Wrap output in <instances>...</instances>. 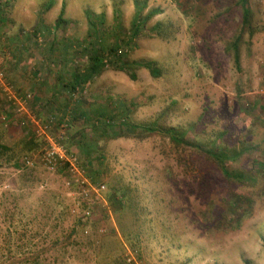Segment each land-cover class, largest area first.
Returning <instances> with one entry per match:
<instances>
[{
    "label": "rangeland",
    "instance_id": "obj_1",
    "mask_svg": "<svg viewBox=\"0 0 264 264\" xmlns=\"http://www.w3.org/2000/svg\"><path fill=\"white\" fill-rule=\"evenodd\" d=\"M50 1L10 0V11L0 20V69L24 107L19 110L21 105L0 91L2 142L21 152L10 163L0 159V242L11 219L27 227V236L17 230L13 238L14 249L22 243L29 251L17 260L264 264V172L258 168V161L264 162V0H249L258 30L251 39L244 35L239 66L228 46L241 30L239 0H53L46 9ZM136 1L146 3L143 16L153 8L161 12L128 45L120 38L131 32ZM62 6L71 22L57 29ZM86 10L105 14V40L115 39L125 58L158 61L163 73L154 77L145 67H109L71 96L61 87L56 102H46L45 94L47 99L63 82L65 51L78 50L73 67L87 63L83 49L93 37ZM159 21L165 24L163 36L155 29ZM28 82L32 89H26ZM40 84L46 91H38ZM102 111L116 118L118 129L123 118L151 127L177 126L189 143L233 147L240 155L227 166L253 171L258 183L230 181L203 148L177 144L158 129L115 136L116 127L104 129L97 122ZM50 117V128L38 136ZM23 120L45 141L42 148L27 153L19 144ZM57 137L78 155L91 186L81 188L65 167L51 169L43 162V147ZM83 143L93 145L89 157ZM26 168L33 169L28 178Z\"/></svg>",
    "mask_w": 264,
    "mask_h": 264
},
{
    "label": "trees",
    "instance_id": "obj_2",
    "mask_svg": "<svg viewBox=\"0 0 264 264\" xmlns=\"http://www.w3.org/2000/svg\"><path fill=\"white\" fill-rule=\"evenodd\" d=\"M137 2V9L132 21V29L130 34L124 35L123 38H120L122 43H126L128 45H131L133 41L141 35L143 29H145L146 21L150 19L151 17L155 16L156 14H159L161 12L160 8H153L151 9L145 16L142 15L143 8L146 6V3L143 5H139ZM9 3L10 0H0V20H2L4 14L6 12H9ZM239 3L242 8V24H241V30L238 35L234 37L232 41L229 42L228 46L229 49L233 51L235 63L237 66L240 64V48L241 45L244 43V35L248 34L249 39L255 35L258 28L253 25L252 22V9L249 5V0H239ZM53 5V0H51L48 5L46 6V9L50 8ZM86 15L88 17V22L90 24V37H93L92 41H89L88 44H90V47L86 45V48L83 49V52H87V63L83 67L75 66L73 67V58L75 55H77L78 50L74 49H68L67 52L65 51L64 56V75L63 72L60 74L62 75L59 80L63 81L61 82L62 87L66 90H68V95H70L71 92H74L76 90L83 89L84 87H87L88 83L94 82L99 76L102 75V73L107 68H113L116 70H124L129 71L130 68L134 67H145L150 70L151 74L154 77H159L163 73V69L160 66V63L155 60H146L141 59L138 61H131L127 58H125L127 53L120 48V45L112 43L115 39L113 38H106L105 35L108 36V32L103 30L102 26L105 24V14L102 12L100 14H96L92 10H86ZM119 13V10L116 11V15ZM65 15V6H62L61 12L59 13V16L57 17L53 27L54 28H66L67 25L71 22L67 18L64 17ZM5 19V17L3 18ZM113 29V28H112ZM155 29L157 30V33L159 36H163V31L165 30V24L162 21H159L155 24ZM115 31V30H114ZM36 34V32H35ZM112 37H116L112 34ZM108 40V41H107ZM54 44V43H53ZM52 44V45H53ZM55 47V46H54ZM74 51V52H73ZM72 63V65L70 64ZM72 66V68L70 67ZM134 66V67H133ZM130 67V68H129ZM3 70V68H1ZM130 76L132 79H136L135 72H130ZM66 78V80H65ZM113 98V97H112ZM71 99V98H70ZM69 99V100H70ZM112 100V99H111ZM83 102V101H82ZM81 101L79 104L75 107V112L77 113V110H79L80 103L83 104ZM122 102V101H121ZM120 102V103H121ZM123 103V102H122ZM49 106L50 103H49ZM82 108V107H80ZM4 109V108H3ZM5 111V110H4ZM8 111V109H7ZM11 113V112H10ZM10 113H6V121H10V119L7 120ZM86 115V114H85ZM56 119V123H61L60 121L62 118H59L57 116H54ZM86 118H90L86 115ZM46 121H54L52 117L49 119L46 118ZM98 123L101 124L104 129L108 128H115V120L116 118L113 116H110L105 111L101 113V116L97 119ZM29 122V120H28ZM28 122H25L24 120L21 121V124L23 125V133H24V139L19 143L21 146L23 145L26 150L24 151H31L34 149L42 148V144L45 142L42 138L39 139V137L36 136V132L34 128L30 126ZM57 124V125H58ZM29 125V126H28ZM3 124H0V159H3L2 161H5L6 163H10L12 159H16L19 157L21 152H16L11 146H8L7 144H4L2 142V133L4 131ZM120 127L119 129L116 127L114 131H117L115 133V136L121 135L122 131L125 130L127 132L137 131L140 130H146L150 131L152 129H158L160 132H162L165 135H168L171 140L176 142L177 144H191L195 147L203 148L205 153H207L208 156L213 158L220 166V169L222 173L230 180V181H236L240 184H251L255 185L258 183L259 176L251 170L247 169H232L227 166V161L229 160H236L240 152L237 149L231 150L233 147H208L206 145H203L196 141H191L189 143V140L186 138V131L177 127V126H163L155 124L154 126H150L148 124H131L130 121L123 118L120 121ZM2 128V130H1ZM139 133V132H138ZM19 146V145H18ZM93 146V145H92ZM91 145L83 143V151L86 152V155L90 156V147L93 148ZM15 153H17L15 155ZM15 155V156H14ZM89 161V160H88ZM255 163V161H254ZM257 163V161H256ZM259 169L260 171L264 172V162L258 161ZM20 165V163H18ZM33 173V169H24L23 175L25 178H28ZM264 176V173L262 174ZM117 189H115V192L112 194V197H114L113 200L117 201L116 193ZM126 193V192H125ZM126 195V194H123ZM241 199V196H237L234 200L235 203H237ZM11 212L8 210L6 212V216L8 220L11 218ZM82 221V220H81ZM18 223V225L15 226V224ZM20 227L22 225L21 229H16L15 227ZM23 223L19 222H11L8 225V230L4 235V241L0 242V264H43L39 261V259H35L34 261L29 260L28 258H22L17 260L16 255H23L28 256L29 251L27 250V247L25 244H19L17 245V250L13 248V244H16L14 242V237L16 234V231L18 230L21 233V237L27 236L26 226Z\"/></svg>",
    "mask_w": 264,
    "mask_h": 264
},
{
    "label": "built area",
    "instance_id": "obj_3",
    "mask_svg": "<svg viewBox=\"0 0 264 264\" xmlns=\"http://www.w3.org/2000/svg\"><path fill=\"white\" fill-rule=\"evenodd\" d=\"M13 90V86L7 81L4 70L0 69V91L5 93L8 100H14L13 102H15V104L19 106L21 105L19 110H24V107L22 105L23 103L21 100L22 98H18ZM29 96L30 95L28 94V97ZM51 122L52 121H46L43 123L42 126H39V129L37 130V133L39 134L38 136L41 137L46 134L47 130L51 126ZM60 125L66 126L64 122H62ZM60 135H63V131ZM62 138L64 139L65 137ZM41 155L43 162L49 168L54 169L59 166L65 167L74 182L78 184V186H80L81 188H85L88 185L91 186L89 178L87 176V171L83 164L80 162L78 155L74 152H68L67 148L62 143V140H60L58 137L57 139H55V141L51 140L49 143L47 142V145L43 147L41 151ZM25 162L31 163L32 159L26 158ZM129 259L131 260V258Z\"/></svg>",
    "mask_w": 264,
    "mask_h": 264
},
{
    "label": "crops",
    "instance_id": "obj_4",
    "mask_svg": "<svg viewBox=\"0 0 264 264\" xmlns=\"http://www.w3.org/2000/svg\"><path fill=\"white\" fill-rule=\"evenodd\" d=\"M42 61H44V59L41 60V62H42ZM60 70L63 71L64 69H63V68H60ZM14 72H15V71H14ZM54 73H58V74H59V73H60V72H59V69H55ZM33 85H34L33 82H32V83H29V82H28V84H25L27 90H28V89H32ZM41 86H42V87H41ZM61 87H62V84H60V83L57 82L56 86L53 87V91H54V92H51V96L49 95V97L46 99L47 94H45L44 97H45L46 102H50V103L56 102V99H57V96H56V95L58 94V91H59V93H62V92H63V90H62L63 87H62V88H61ZM45 88H46V87H45L44 85H41V84H40V86H39V88H38V91H40V93H41L42 90L46 91ZM56 89H57V90H56ZM60 91H61V92H60ZM55 94H56V95H55Z\"/></svg>",
    "mask_w": 264,
    "mask_h": 264
}]
</instances>
